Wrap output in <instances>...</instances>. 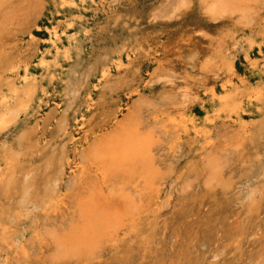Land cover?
<instances>
[{
    "label": "rangeland",
    "instance_id": "obj_1",
    "mask_svg": "<svg viewBox=\"0 0 264 264\" xmlns=\"http://www.w3.org/2000/svg\"><path fill=\"white\" fill-rule=\"evenodd\" d=\"M168 5H172L171 0H0V52L11 58L0 62V68L7 69L11 66L8 62L16 57L27 61L26 74L21 68L18 76L8 73L7 77H14L18 90L24 82L35 87L29 110L15 122L0 125V210L4 208V213L0 211V264H16L14 247H21L26 257L20 264H59L51 260L53 248L41 245L39 237L45 230L59 235L80 223L69 226L71 221L66 220L76 216L74 210L92 193L93 183L92 179L82 181L74 165L86 140L105 129L126 103L125 91L117 88L119 84L109 86L111 81L116 82L125 72L138 71L140 97L151 100L142 107L143 123L161 138L153 154L164 180L157 200L153 198L144 213L140 211V220L127 221L123 230L99 248L100 258L82 264H264V176L257 177L260 147L249 134L253 125L264 123V103L242 98L241 109L232 118L227 117L226 110L218 112L226 74L216 73L213 67L230 56L236 70L234 86L244 81L243 85L256 88L264 83V39L257 29L235 24L234 17L215 19L197 8L187 9L176 19L153 20L152 12H167ZM54 31L57 37L52 36ZM220 38L224 42L217 51L213 44ZM171 41L179 43L180 57L190 48H197L200 56L180 70L173 88H167L151 77L156 69L154 59H146L141 65L133 62L141 54L142 44L155 48ZM165 59L172 56L166 54ZM92 62L95 65L91 68L98 73L91 74L73 99L69 85L82 77ZM102 67L109 71L104 78L99 73ZM204 76H209L215 96L207 94L201 81ZM187 84L196 95L191 109L195 125L202 131L198 138L193 130L174 133L153 119L154 114L182 97ZM160 95L165 99L157 105L155 99ZM137 100H132L133 106ZM227 147L236 150L229 149L232 162L224 168L221 183L208 189L202 164L212 154L216 156V151L228 152ZM61 150L70 166L65 167L54 199L44 209L18 208L17 194L24 179L35 170L40 179L47 159L58 156ZM179 163L184 164L183 169L178 170ZM183 178L190 185L184 190ZM61 199L63 207L54 212Z\"/></svg>",
    "mask_w": 264,
    "mask_h": 264
},
{
    "label": "bare ground",
    "instance_id": "obj_2",
    "mask_svg": "<svg viewBox=\"0 0 264 264\" xmlns=\"http://www.w3.org/2000/svg\"><path fill=\"white\" fill-rule=\"evenodd\" d=\"M172 1L173 0H171L172 5H168L170 8L169 10H167V12L166 10L163 11V9L158 11L153 9L154 11H151V15L154 18L153 20H157L162 17L166 19L169 18V20L176 19L185 14L187 9L197 8L199 12L206 13L208 16L214 17L215 19L234 17L236 19L234 21L235 24L242 27L249 26L253 30L257 29L259 37L262 40L264 39V24L263 28H261V22L264 21V0ZM164 6L162 5V7ZM11 29L13 28L11 27ZM57 33V31H54L52 33V36L57 37ZM227 36L229 37V35ZM182 40L183 43L187 42L185 38L180 37V41ZM222 42H224L222 38L217 39L213 44V48L219 51V45H221ZM166 44L163 45L164 50L163 47L156 46L154 48L152 44L150 46L142 44L140 47L141 54H139L137 61H134L133 63L141 65L142 61L146 59H154L153 61L155 62L156 69L153 74H151V77H153V80H155L156 82L163 83V86L167 88H173L176 83L175 80L178 78V75L180 73V70H185V65H191V63L194 62L200 56V53L197 48H190L188 49V52L183 53L180 57V55H178L179 48H177V45L179 43L177 41H171L169 45ZM166 54L172 56V59H165ZM157 55L159 58L156 59L155 56ZM229 58L230 56H226L225 61H220L219 63L221 64H219L218 66L215 64V66L213 65V67L216 73L220 72L221 75V73L225 72L226 74L224 78V83L221 87L223 94L218 97V102L220 103V109H218V112H223L226 110L228 113L227 117L232 118L234 114H236L241 109H239V105L242 98H244L249 103H264V83H260L256 88H250L243 85V83L245 82L241 81L239 86H234L233 79L236 77V70L232 60ZM8 59H11L8 58V54L0 52V62L3 63L4 61L6 63ZM16 59L17 60H14L13 62H8L11 66H9L7 69L0 68V125L10 124L18 120L21 115H23L29 110L35 96V87L31 83L24 82L22 85L23 88L18 90L14 86V84H16V80L14 79V77L13 79H8V73L9 75L11 74L18 76L21 68H24L25 74L27 73V67L25 65L27 61L23 62L20 58L17 57ZM94 65V62L88 64L87 71H85L81 75L82 77H79L77 80L71 83L72 85H69L70 89H68V91L73 99L85 86L86 80H88L91 74L96 75L98 73L96 68L94 70L91 68ZM108 72L109 71L107 70V68L102 67L99 70L100 77H106ZM79 75L80 74H78L77 77ZM140 75L141 72L139 71L135 74H126L125 72L123 77H120V75H118L119 78L116 79V82L111 81V83L109 84V86L115 85V88L117 86L116 84L120 85L117 88L123 89L125 91V95H127L126 103L121 106V108L117 111V113L112 119L110 118L111 120L109 119L110 124L105 129L102 128V131H100L88 141L86 140V146L82 150L81 154H79L80 160L74 165V169L78 171V173L80 174V177H78L82 179V181L92 179L93 183L91 186L93 189L92 193L88 194V196H86V200L82 201L74 210L76 216L73 219L68 218L66 220L68 222L71 221L69 226L71 225V223L72 225H74L73 223L77 224L80 222L77 225V228H71V230L65 228L68 230V232L64 234L62 233L65 229H62L63 232H60L59 235L55 231L45 230V235L39 237V242L41 245L51 246L53 248L54 251L51 260L54 262H58L59 264H76L81 261L80 263L82 264V261H93L95 259L100 258L98 257L100 256L99 248L103 245V243L109 242L110 239L116 236L115 234H117V232L123 230L126 226L127 221L140 220V211L143 212V209H145L149 204H151V200H153V198L156 199L158 197V193L160 192L159 186H161L164 177L161 173L162 170L157 165V161L154 158L153 150L160 143L159 141L161 140V138L159 140V138L156 136L155 129L144 126L142 117V107H144V105L146 104L151 103V100L140 97ZM207 77L209 76H204L201 79V81L204 82L203 86L205 87V89H207V94L215 96V90L209 84V80ZM183 89L184 92L182 94V97L179 100L172 101L170 105H168L166 108L164 107L165 109H163L157 115L154 114L153 119L156 123L158 121L164 123L166 127H168V129H172L173 131H171L174 133L176 132L178 134H186L189 130H193V133L197 136L196 138H198V135H200L202 131L201 129L197 128V125H195V120L192 115L193 111L191 109V106L196 101V95L193 94L191 86L189 84L185 85ZM78 96L79 95H77V97ZM134 98L138 99L137 105L135 106L132 105V100ZM164 99L165 97L161 95L157 97L155 99L156 101H158L157 105H161L160 103H162ZM164 103L165 102H163V104ZM262 105L263 104H261V107ZM157 116H159L160 118L158 119ZM65 120L66 118H63V120L61 121L62 126L65 124ZM236 121L239 120L237 119ZM232 127L235 128L234 126ZM237 130L236 132L239 131ZM244 134L246 135V133ZM249 134L253 142H257V145L260 147L257 159L260 158L258 159V161L261 163V167L259 169V174L257 175V177H262L264 176V123L262 122L256 124L255 126L253 125L252 128L249 130ZM176 136L177 134L175 135V138ZM246 136L248 137V134ZM207 141V143L210 142L209 140ZM225 147L223 148L225 149ZM230 148L227 149L228 152L216 151V156L211 153L213 156L204 160L201 170H204V185L207 188H212L213 185H218L221 183V180L223 179L222 175L224 168L227 167L228 163L232 162V152L229 151ZM233 150L234 149H232V151ZM61 151L59 152L58 156L54 157L52 155L49 159H47L43 171L44 173H41L40 179H37V174L35 172L36 170L31 171V173L28 175V177L30 176L28 179H24L23 183L19 188V192L16 190L18 192V208H27L30 206L32 209H42L48 202H51L54 199L56 193L58 192L56 190L59 189V184L63 178L65 167L67 166V164L68 166H70V163L67 161L68 158L66 154L63 150ZM244 161L243 163H245ZM253 167L254 166H252V168ZM177 168L178 170L183 169L184 164L179 163V165H177ZM246 168L250 167L246 166ZM165 171L167 172V170ZM168 172L172 174L173 171L169 170ZM228 173H231V171ZM191 174H193V172ZM229 176L230 175H228V178ZM186 181L187 178L182 179L181 183H183V190L190 186L188 183H186ZM63 205L64 200L61 199L59 205L54 209V212H57L58 210L60 211ZM13 209L14 208H12V210ZM148 209H150L149 206ZM3 210L4 208L0 211ZM28 211L29 210H27V212ZM72 212L73 211H71V214L73 215L74 212ZM3 213H1V215ZM13 219L15 220L16 217H12V220ZM1 220L3 219H0V222L3 223V221ZM55 226L57 227V225ZM59 231H61V229ZM11 236L10 239L14 237ZM6 238L4 240H6ZM13 253L14 255H16V257H14V259L16 258L14 260L16 264H20V260L26 258L24 257L21 247H18L17 249H15L14 247Z\"/></svg>",
    "mask_w": 264,
    "mask_h": 264
}]
</instances>
